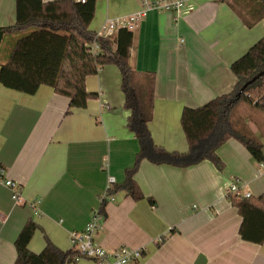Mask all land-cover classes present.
Masks as SVG:
<instances>
[{
  "label": "crops",
  "instance_id": "crops-1",
  "mask_svg": "<svg viewBox=\"0 0 264 264\" xmlns=\"http://www.w3.org/2000/svg\"><path fill=\"white\" fill-rule=\"evenodd\" d=\"M189 1L193 11L153 9L133 30L132 66L156 74L149 129L155 142L171 151L188 150L181 126L184 107L231 92L237 82L231 64L264 36V19L248 27L225 0ZM16 3L0 0V26L15 24ZM140 9V0H98L90 29L98 33L107 19ZM16 38L12 34L0 46V63ZM121 83L119 67L104 65L86 79L97 98L67 114L69 98L50 86L30 95L0 82V166L21 184L16 201L0 181V264H14L15 241L31 219L39 226L29 243L32 251H42L46 237L72 249L71 233L84 230L99 208L109 177L125 180L140 145L127 125L130 112ZM250 111L246 125L264 150V113ZM218 154L222 170L210 160L188 167L143 160L135 178L145 199L119 192L109 200L96 242L109 252L145 247L144 256L128 264H264V242L241 239L242 217L227 194L237 183L242 194L264 196V161L236 138L221 145ZM81 260L73 263L110 264L111 258Z\"/></svg>",
  "mask_w": 264,
  "mask_h": 264
},
{
  "label": "trees",
  "instance_id": "trees-1",
  "mask_svg": "<svg viewBox=\"0 0 264 264\" xmlns=\"http://www.w3.org/2000/svg\"><path fill=\"white\" fill-rule=\"evenodd\" d=\"M98 0H17L16 22L0 26V46L6 37L15 34L6 61L0 63V82L7 88L26 94H35L41 85L69 98L67 114L76 108H85L98 93L90 92L86 79L96 75L104 65H117L121 71V88L125 94V108L130 112L127 125L139 141L140 149L135 163L125 171L122 183H111L101 200L100 213L106 218L105 207L111 197L124 192L135 201L145 199L135 174L143 160L154 164L167 163L188 167L204 160L212 161L222 170L224 162L218 149L231 138L243 143L258 161H264L263 143L247 125L236 121L235 113L241 102L264 113V76L243 86L264 69V36L231 64L237 76L234 89L219 95L198 107L185 106L181 126L188 150L171 151L153 139L149 123L153 119L155 99V72H138L131 64L134 31L119 28L108 37H97L90 29ZM248 27L264 19V0H225ZM99 44L93 54L89 45ZM232 205L242 217L239 229L241 239L261 244L264 242V196L245 197L229 194ZM153 202V199L148 198ZM39 228L29 220L19 233L15 246L14 264H69L80 255L76 249L63 250L46 237L40 252L29 248Z\"/></svg>",
  "mask_w": 264,
  "mask_h": 264
},
{
  "label": "built area",
  "instance_id": "built-area-1",
  "mask_svg": "<svg viewBox=\"0 0 264 264\" xmlns=\"http://www.w3.org/2000/svg\"><path fill=\"white\" fill-rule=\"evenodd\" d=\"M85 2L86 0H77ZM141 9L130 15L126 18L116 19L109 18L103 24L101 30L96 33L97 37H108L114 34L119 28H127L129 30H134L139 22L147 16L150 10H173L176 11L179 15L189 13L195 9V5L189 0H140ZM90 51L93 54L98 52L99 44L93 42L89 45ZM261 166H264L261 163ZM0 181L7 185L13 191V199L18 201L20 199V190L21 184L17 183L13 179L8 177L7 170L3 166H0ZM114 177H109V186L111 183H114ZM240 186L237 183L230 185L227 194H237L244 195L245 197H251L250 192L244 194L240 193ZM105 194V193H104ZM104 194L101 196L103 197ZM114 199L111 197L109 200ZM102 200V198H100ZM101 203V202H100ZM29 206L34 209L37 207V202H30ZM104 220V217L100 213L99 208L95 209L91 219L87 223L84 230L80 232L71 233V245L73 249L79 251V256L77 261L81 259H90L98 262H106L111 258L110 264H128L131 261L140 260L146 251L145 247L140 248H130V247H121L114 252H109L105 247L96 242V237L100 229L101 223Z\"/></svg>",
  "mask_w": 264,
  "mask_h": 264
},
{
  "label": "rangeland",
  "instance_id": "rangeland-1",
  "mask_svg": "<svg viewBox=\"0 0 264 264\" xmlns=\"http://www.w3.org/2000/svg\"><path fill=\"white\" fill-rule=\"evenodd\" d=\"M250 109H254V108L252 105H250L246 102H241L240 105L237 107L236 113H235V118H236V121H238L240 123V125H242V124L246 125V122L249 119V118L247 119V117L249 114H251ZM81 261H83V260H81ZM73 264H76V263H73Z\"/></svg>",
  "mask_w": 264,
  "mask_h": 264
},
{
  "label": "water",
  "instance_id": "water-1",
  "mask_svg": "<svg viewBox=\"0 0 264 264\" xmlns=\"http://www.w3.org/2000/svg\"><path fill=\"white\" fill-rule=\"evenodd\" d=\"M264 76V69L261 70L256 76H254L251 80H249L241 89V91H243L249 84L253 83L256 79L260 78Z\"/></svg>",
  "mask_w": 264,
  "mask_h": 264
}]
</instances>
